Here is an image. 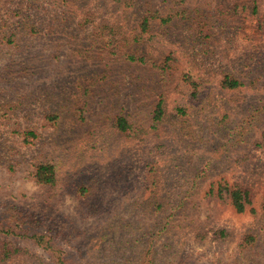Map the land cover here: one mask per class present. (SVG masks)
Returning a JSON list of instances; mask_svg holds the SVG:
<instances>
[{
  "label": "rangeland",
  "instance_id": "rangeland-1",
  "mask_svg": "<svg viewBox=\"0 0 264 264\" xmlns=\"http://www.w3.org/2000/svg\"><path fill=\"white\" fill-rule=\"evenodd\" d=\"M145 15L144 50L171 52L172 73L113 48ZM226 71L244 85L223 89ZM42 161L58 167L54 186L34 180ZM226 184L248 188L251 206L237 211ZM64 258L264 264V0H0V264Z\"/></svg>",
  "mask_w": 264,
  "mask_h": 264
},
{
  "label": "trees",
  "instance_id": "trees-1",
  "mask_svg": "<svg viewBox=\"0 0 264 264\" xmlns=\"http://www.w3.org/2000/svg\"><path fill=\"white\" fill-rule=\"evenodd\" d=\"M256 8L257 7L255 6L254 9ZM171 20L172 17L170 16L169 18L162 17L160 23L168 24V22L170 23ZM97 28L99 33H105L114 29V27L110 26L107 23L100 24L99 26H97ZM151 29V18L150 16L145 15L142 22L140 23V26L132 32V35L127 37L123 42L118 41V44L114 45L113 48L117 50L118 54H122L125 59L133 63L150 65V67H158L159 69L172 73L177 67V62L175 61V56L171 54V52L169 55H166L163 58H159L148 54L144 50L145 46L148 45V42L151 43V41L154 40L153 38L146 36V34L150 32ZM9 40L14 39L10 38ZM191 82V95L196 98L204 90L205 82L200 77L191 79ZM220 82L223 89H237L244 85V81L240 77L233 75L229 71H226L224 73ZM166 112L167 110L165 107V101L163 98H161L155 104L154 120L157 123H160L163 120ZM176 112L181 116H185L188 114L187 109L185 108V106L182 105H179L176 108ZM45 118L47 123L52 125L58 124L61 120V116L58 113H48ZM115 125L117 129L122 132H126L131 127L128 119L124 116H117ZM37 137H39V133L34 129L27 130L24 134V139L26 142H31ZM33 175L34 180L37 184L43 186H54L58 182V167L53 161H42L35 166ZM225 187L227 188V191L229 193L230 201L237 211H245L253 203L252 194L248 188H244L238 184H226ZM28 236L33 238L38 245H41L43 248H45L51 253L53 251H59V247L54 241V237L50 234L35 232L32 235L30 234ZM247 239L253 240L254 237L248 236ZM68 260L69 259L64 258L63 260L55 262L57 264H65L66 262H68Z\"/></svg>",
  "mask_w": 264,
  "mask_h": 264
}]
</instances>
